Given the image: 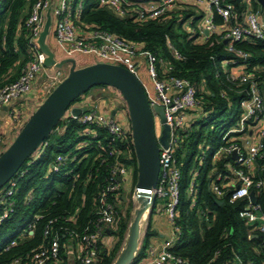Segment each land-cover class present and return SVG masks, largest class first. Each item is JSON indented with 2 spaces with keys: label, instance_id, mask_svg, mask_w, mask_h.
Wrapping results in <instances>:
<instances>
[{
  "label": "built area",
  "instance_id": "1",
  "mask_svg": "<svg viewBox=\"0 0 264 264\" xmlns=\"http://www.w3.org/2000/svg\"><path fill=\"white\" fill-rule=\"evenodd\" d=\"M98 7L107 8L120 17L133 15L138 21L144 22L165 15L173 10L179 3L186 0H93ZM197 5H206L207 15L203 16L198 30L202 41L210 35L218 33L225 48L236 54L244 61L248 54L235 45L244 40H264V12L262 7L254 10L250 7L238 16L231 3L225 0H195ZM83 7V0H34L30 5L23 21L27 31L28 58L22 66L19 75L0 87V107L12 105L17 99L27 96L32 90L33 83L41 74L44 76L41 92L46 97L52 89L67 75L62 69L57 68L52 72L47 71L43 64L44 55L39 49L37 38L45 18L46 11L50 9L52 16V30L57 42L68 45L71 50L82 53H93L103 62L118 64L136 74L139 68L138 58L145 61L147 77L151 82L153 95L149 98L150 105L158 104L163 107L165 121L169 126V142L159 151V178L155 189L151 192L155 198L162 199V209L166 214L176 235L178 227V204L180 199L181 172L175 157V148L179 142V131H186V116L196 112L201 107V98L197 95L195 85L188 79L178 76H169L172 66L163 59L158 58L149 50L121 36L107 30L85 27L79 22L78 16ZM214 14L221 18L220 23L214 21ZM189 32L194 31L188 26ZM207 30V34L204 30ZM170 46V45H169ZM173 55H180L170 46ZM234 63V62H230ZM228 61L222 65L225 67ZM159 65V66H158ZM238 71H228L229 80L236 81L239 89L245 93L238 101L240 113L221 134L219 146L212 153V164L222 161L221 168L212 172L209 187L217 199L227 196L230 202L244 201V206L239 211V217L248 226V238L260 237L261 241L256 250L258 259H243L235 257L228 264H264V209L257 196L264 190V178L255 176V160L262 156L264 151V78L248 72V64L243 62ZM159 67H161V72ZM234 67V66H231ZM255 71V70H254ZM137 75V74H136ZM224 92L221 93L224 96ZM15 110H11V113ZM158 122L157 116L155 117ZM63 123L56 126L53 131L60 132L65 123L73 119L87 127L81 132L91 138L98 137L96 128L106 133L107 142L103 144L97 140L95 147L98 150L94 160H97L95 171L102 165L108 168L104 182L99 187L96 195V208L92 216L79 228L65 224L75 220L76 213L63 212L47 218L43 227L45 242L32 248L27 260L23 264H61V238L77 243L80 248L75 255L79 264H97L101 251L100 242L104 232L112 225L117 214L115 200L119 189L130 167L121 160L123 155H130L132 135L129 128H124L115 118L100 115L95 111H85L80 116L67 113ZM159 135L160 124L158 122ZM93 127V128H92ZM0 133V148L10 143ZM44 142L31 157L33 161L41 153ZM133 145V144H132ZM93 146L92 140H84L75 146V150ZM127 149V150H126ZM235 151V157L232 153ZM1 153V151H0ZM231 159L228 160L227 157ZM202 159V158H201ZM77 163V154L69 152L57 154L48 165V172L62 173L64 177L75 183L78 173L74 172ZM93 167L87 172L86 180L92 179ZM257 170V169H256ZM25 170H19L17 176H22ZM197 175V170L192 176ZM16 176V177H17ZM12 177L0 189V223L13 212L15 200L13 195L17 186V178ZM193 183V182H191ZM192 186V185H191ZM133 194L137 199V189ZM30 194L26 196L29 199ZM138 201V199H137ZM139 202V201H138ZM46 214L38 212L27 223L23 234L32 236L38 220ZM17 244L12 239L5 249ZM18 259L12 261L19 264ZM153 264H188L185 259L174 255L165 248L160 254L154 256Z\"/></svg>",
  "mask_w": 264,
  "mask_h": 264
},
{
  "label": "trees",
  "instance_id": "2",
  "mask_svg": "<svg viewBox=\"0 0 264 264\" xmlns=\"http://www.w3.org/2000/svg\"><path fill=\"white\" fill-rule=\"evenodd\" d=\"M33 1L0 0V87L19 75L28 58L27 31L23 27V21ZM225 1L233 5L238 16L248 7L254 10L259 8L257 0ZM183 3H179L161 17L141 22L133 15L120 17L110 9L98 7L93 0H83L78 19L85 27L104 29L137 42L143 49L151 51L170 64L172 68L168 72L169 76L186 78L195 85L197 95L201 98V107L198 111L207 113L209 121L231 106L236 107L235 114L238 116L241 112L238 101L245 95L239 89L246 86H239L236 81L229 80V68L245 62L249 65L248 72H254L255 75L264 78V40H244L235 45L237 49L248 54L245 61L225 48L218 33L210 35L205 41H200L197 23L201 15L196 17L190 7H195L201 14L202 10L196 3L190 4L189 8L184 6L177 9ZM190 18L191 21L188 22ZM214 21L221 22L219 15L214 14ZM187 26L194 31L189 32ZM169 45L180 55V58L173 55ZM224 61H228L225 67L222 65ZM222 92L225 93L224 96L221 95ZM81 97L75 99L74 103ZM62 123L63 119L56 126ZM194 124L190 123L185 132L178 133L179 142L175 148V157L181 172L176 219L179 230L168 251L182 257L188 264H228L235 257L258 259L255 249H258L261 238L249 239L248 226L239 217L244 201L232 203L227 196L217 199L209 187L212 172L216 168H221L223 161L220 160L215 165L211 161L212 153L220 143L217 140L218 131L213 128L206 135L207 124L201 123L198 128L193 127ZM86 127L85 124L71 119L65 123L62 131H52L44 139L42 151L37 158L30 162L33 156L31 155L19 169L25 170L23 175L17 176V173L14 175L17 176V186L13 195L15 206L11 215L0 223V264H13L14 259H18L19 264H23L31 249L45 242L43 227L48 217L67 211L76 213L75 220L67 221L65 224L79 228L92 216L96 208L97 192L108 170L102 165L95 171L97 160L95 161L94 158L98 150L94 145L98 139L105 144L107 137L105 131L98 128L95 129L98 134L96 138L82 135L81 132ZM210 136L212 140H209ZM86 139L92 140L93 146L75 150V146ZM204 141L211 142L213 150L201 154ZM127 149H131L130 155H123L121 160L126 166L133 168L134 184L137 178V162L131 143ZM69 152L77 154L74 172L78 173V179L75 183L64 177L62 173L48 172V165L55 155ZM196 155L200 157L195 160ZM227 159L230 160L231 157L228 156ZM255 162L257 177L264 178V151ZM91 167H93V177L84 181ZM195 170L197 175L193 177L192 172ZM118 193L115 200L117 214L110 226V234L115 236L116 242L110 250L101 249L97 264L114 262L128 230L130 207H127V199L124 202L120 197L123 193L122 187ZM29 194L31 197L27 199L26 196ZM257 200L262 203L264 209V190L257 196ZM156 202L157 198L154 204ZM38 212L46 215L37 221L32 236L24 235L23 231L27 223ZM150 235L151 230L148 225L142 245L131 264H138L145 256L144 250ZM12 239H16L17 244L5 249ZM63 241L64 238H61V258H64Z\"/></svg>",
  "mask_w": 264,
  "mask_h": 264
},
{
  "label": "water",
  "instance_id": "3",
  "mask_svg": "<svg viewBox=\"0 0 264 264\" xmlns=\"http://www.w3.org/2000/svg\"><path fill=\"white\" fill-rule=\"evenodd\" d=\"M257 1L264 12V0ZM51 26L52 16L48 9L37 38L39 49L44 55L43 64L47 68L60 67L63 63L56 61L55 54L48 44ZM207 32L205 29L204 33ZM69 60L71 66L67 75L35 108L10 144L0 153V189L16 175L66 113L80 116L86 111L85 108L73 106L75 99L98 85L116 89L126 105L137 162L134 186L140 207L134 211V217L128 226L125 246L112 264H131L138 250L140 221L144 212L149 211L155 201V195L151 191L158 183L159 151L161 147L168 145L169 126L165 121L163 107L158 104L150 105L146 89L133 71L108 62L76 67L74 59ZM156 116L160 124L159 135L156 134ZM110 117H114V111ZM235 154L234 151L232 155L235 157Z\"/></svg>",
  "mask_w": 264,
  "mask_h": 264
},
{
  "label": "crops",
  "instance_id": "4",
  "mask_svg": "<svg viewBox=\"0 0 264 264\" xmlns=\"http://www.w3.org/2000/svg\"><path fill=\"white\" fill-rule=\"evenodd\" d=\"M195 4V0H186L182 5L178 6L177 9H181L184 6L189 8L190 4ZM259 3V2H258ZM189 5V6H188ZM199 6V5H197ZM202 10V14L204 16L207 15V8L206 5H200L199 6ZM261 8V5L259 4V8ZM188 22L191 21V18L187 20ZM198 25L200 22L197 23ZM201 38V37H200ZM200 41H202L200 39ZM48 44L52 48L55 58L57 62H63L60 67H50L47 68L48 72H52L57 68L62 69L64 72L68 73L69 68L71 66V61L69 59H74L76 67H83L92 63H96L94 59L99 60L98 62H103L100 60L97 56H95L93 53H82L78 51L71 50L68 45L61 44L56 41L53 30L51 26V32L48 36ZM76 53L79 54H85V55H91L88 58H85L84 60H81L77 63L74 55ZM139 68L144 67L145 68V61L143 58H138ZM138 68V69H139ZM239 66L236 67H230L229 71H238ZM138 71V70H137ZM136 74L138 78L140 79V72H137ZM44 80L43 74L39 75L35 82L33 83L32 90L30 93L22 98L17 99L12 105L7 106L6 108L0 107V133L4 135L9 141H12V139L15 137L16 133L20 129V127L23 125V123L27 120V118L31 115L33 110L43 101V93L41 92L42 89V83ZM141 80V79H140ZM142 82V81H141ZM144 85V82H142ZM152 88V85H151ZM148 93V91L146 90ZM150 95V94H148ZM74 107L78 108H85L86 111H95L96 113L104 116L110 117L111 113L114 111V117L124 128H129V120L126 110L125 102L120 95V93L109 86H94L90 90H88L78 101H76L73 105ZM11 110H15V113H11ZM190 114V113H189ZM189 115L186 116V126H189L190 123H192V120H189ZM194 123V122H193ZM256 165L254 164V174L257 176V170ZM132 177H133V168L130 167L127 174L124 177V181H122L121 187L123 188V193L120 195V197L123 199L124 202H126V195L125 192L130 190L132 185ZM162 203L158 201L154 204L152 208L147 211L146 218L147 223L145 227V231L147 226L149 225L151 230V235L148 238V244L147 247L144 250V257L138 264H153V258L154 256L160 254L165 248L170 247L174 240L175 235L174 233L171 234L169 239L165 242H161V239L166 238V232L161 229L159 226L158 219H155V214L158 216H163V209H162ZM145 231L143 234V238L145 235ZM141 240V245L142 241ZM116 242L115 236L110 234V227L104 232L103 238L100 242V248L101 249H107L110 250V248L113 246V244ZM63 245V253L61 260V264H79L75 260V255L78 253V250L80 246L69 240H64L62 242ZM141 247V246H140ZM139 247V249H140ZM137 250V252L139 251ZM136 252V254H137Z\"/></svg>",
  "mask_w": 264,
  "mask_h": 264
},
{
  "label": "rangeland",
  "instance_id": "5",
  "mask_svg": "<svg viewBox=\"0 0 264 264\" xmlns=\"http://www.w3.org/2000/svg\"><path fill=\"white\" fill-rule=\"evenodd\" d=\"M190 9L194 11L196 17H199V15H201V17L198 18L199 22H201L204 15H202L201 12L198 9H196L195 7H190ZM50 32H51V29H50ZM88 56L90 57L91 55H85V54H79V53H76L74 55L77 63L80 62L81 60H84L85 58H88ZM94 61L98 62L99 60L94 59ZM137 70H138L137 72H140V79L142 82H144L145 89L148 91V94H150L149 96L152 97L153 90L151 88V82L147 77L146 69L144 67H142V68H139ZM235 113H236V107L231 106V107L226 108V110L221 115L213 116L212 121H209V116L207 113L205 114L204 112H201L198 110L196 112H193V113L188 114V115L190 117L189 120L193 119L192 123L193 122L195 123L193 126L195 128H198L199 124H201V123L207 124L206 129H205L206 135L209 134L210 130H212L213 128H216V130L218 131L217 140H219L218 138H220L221 134L226 132V130L230 127V123H232V120L237 118V115ZM66 115H67V113L64 116H66ZM156 129H157V131H159L157 119H156ZM209 140H212L211 136L209 137ZM208 141H204V148H203V150H200L201 154L209 153L211 150H213L212 143L208 142ZM9 144L10 143H8V145ZM7 146H5L3 149L0 148V151L2 152ZM199 157L200 156L196 155L195 160L199 159ZM134 184L132 183L130 190L128 189V191L125 192L126 199H127V207H130L129 224L134 217V211L140 207V202L137 201V199L135 198V196L133 194V191L135 188ZM158 201L161 202L162 199H158ZM145 218H146V216H145ZM145 218L142 221V224L140 226V238H139L138 249L141 246V240L143 238V234H144L146 223H147V219H145ZM155 219L159 220V222H158L159 226L161 227V229L163 231L166 232L167 237L164 239H161V242H165V240L167 241L169 239V237L171 236V234L173 233V228H172V226H171V224H170L165 213L163 214V216H158V214L157 215L155 214ZM127 234H128V232L126 233L125 238L120 245V250L117 252V256L125 246Z\"/></svg>",
  "mask_w": 264,
  "mask_h": 264
},
{
  "label": "bare ground",
  "instance_id": "6",
  "mask_svg": "<svg viewBox=\"0 0 264 264\" xmlns=\"http://www.w3.org/2000/svg\"><path fill=\"white\" fill-rule=\"evenodd\" d=\"M146 213H147V211L146 212H144V214H143V216H142V219H141V221H140V226H141V224H142V221L144 220V218H145V215H146Z\"/></svg>",
  "mask_w": 264,
  "mask_h": 264
}]
</instances>
